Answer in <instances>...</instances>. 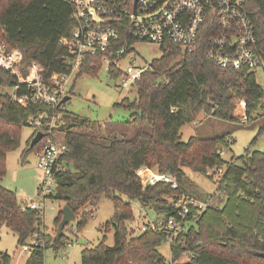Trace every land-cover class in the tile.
Returning <instances> with one entry per match:
<instances>
[{"label":"trees","instance_id":"obj_1","mask_svg":"<svg viewBox=\"0 0 264 264\" xmlns=\"http://www.w3.org/2000/svg\"><path fill=\"white\" fill-rule=\"evenodd\" d=\"M257 39L256 52L264 67V0H244ZM74 8L64 0H0V41L7 50L21 55L18 72L25 78L32 64L38 65L47 76L69 75L71 56L61 40L70 39L78 21ZM119 38L112 49L125 42L132 44L126 21L116 23ZM210 22L199 33L195 50L188 53L175 44L161 47V58L149 63L132 88L135 98L124 99L120 106L130 111L128 124L132 136L99 137L79 131L88 123L65 106L22 107L6 90L16 95L25 93L15 77L0 68V230L5 227L24 246L36 242L25 264H44V253L49 247L57 253L72 243L63 233L53 238L44 231L41 209H29L19 202L16 194L1 186L6 176V155L20 146L21 132L30 127V120L45 114L41 127L34 130L20 154V163L39 151L48 140L53 142L56 132L63 134L66 152L62 161L67 169L55 176L56 188L45 199L62 202L75 215L77 230L93 217L102 200H109L113 215L103 226L104 233H114V245L105 244L104 235L93 248L80 253V264H164L158 248L165 244L159 231L134 234L128 228L134 221L130 203L137 200L143 209L154 212L155 221L176 218L177 201L190 196L210 204L180 237L181 245L171 247L175 258L183 252L191 255L188 264H264L257 254L264 253V152H246L225 163L221 148L229 146L226 135L212 138L180 140L182 126L195 122L202 114L206 118L237 122L236 105L245 102L248 120L258 110L263 89L257 84L255 71L223 69L207 60L205 48ZM125 57V56H123ZM103 55L88 56L82 61L75 80L83 75L97 76ZM110 79L121 78L122 71L109 68ZM73 95L72 91L67 92ZM54 126L48 124L57 117ZM61 124V125H60ZM264 127L260 129V133ZM37 132L43 139L29 149ZM257 136V137H258ZM256 137V138H257ZM256 138L250 145L254 144ZM147 167L171 175L178 188L168 184L142 186L135 172ZM206 175L208 170H221L217 187L210 194L198 195L186 171ZM212 181L214 178L208 177ZM59 212L54 225L58 226ZM6 263L11 257L0 252Z\"/></svg>","mask_w":264,"mask_h":264},{"label":"built area","instance_id":"obj_2","mask_svg":"<svg viewBox=\"0 0 264 264\" xmlns=\"http://www.w3.org/2000/svg\"><path fill=\"white\" fill-rule=\"evenodd\" d=\"M74 8L73 18L78 21L70 39L61 40L72 57L69 75L52 74L47 76L38 65L32 64L27 76L22 78L18 72L21 55L17 51L7 50L0 41V68L15 77L18 85L24 86L25 93L16 95L13 99L22 107L42 105L60 107L67 95L65 85L67 79L74 72L77 73L82 61L88 56L103 55L101 67L117 68V64L134 52L136 42L165 47L166 43L175 44L182 50L192 53L197 45L199 33L210 22L211 35L207 38L205 57L215 65L229 70L255 71L262 67V62L256 52V35L250 15L244 8V0H64ZM264 11V8H263ZM126 21L127 31L132 44L127 42L119 49H112V43L119 38L116 23ZM125 56V57H123ZM148 65L138 67L134 63L122 71L121 88H131L140 79L141 74L148 69ZM239 108L245 111V102L241 101ZM45 114L30 120L29 126L34 130L41 127L40 120ZM53 117L48 127L54 126ZM247 116L243 113L242 122ZM66 152L63 142L56 143L48 140L39 151L33 153L37 167L42 172V179L38 188V195L45 199L56 188L55 176L64 172L67 165L61 159ZM141 185L168 184L171 189L178 188L176 180L169 174L159 173L147 167H141L135 172ZM221 174L216 171V176ZM209 176V173H207ZM210 202H203L190 196H182L176 203L179 209L176 218L166 221H151L137 227H130V232L142 234L147 231H159L166 238L169 256L164 264H188L191 255L183 252L177 259L171 252V247L181 245L180 237L187 233L188 226L204 212ZM29 209H39L36 203L26 204ZM32 245L22 246L23 253H31ZM66 257V256H64ZM0 264L6 263L0 255Z\"/></svg>","mask_w":264,"mask_h":264},{"label":"rangeland","instance_id":"obj_3","mask_svg":"<svg viewBox=\"0 0 264 264\" xmlns=\"http://www.w3.org/2000/svg\"><path fill=\"white\" fill-rule=\"evenodd\" d=\"M133 49V53L117 64L119 70L124 72L131 63L138 67H144L161 58L162 55V50L158 45L136 42ZM75 75V72L71 74L65 85L66 91L73 93L70 96V103L66 104V109L68 112L88 121L89 124L78 128L79 131L90 132L99 137L132 136L133 127L128 124L130 111L120 104L124 99L132 102L135 98V90L132 87L121 88V78L110 79L105 67H101L97 76L83 75L75 80ZM255 79L264 93L263 66L255 70ZM6 92L12 95L14 90H6ZM243 113L245 111L241 110L237 104L234 112L237 122L206 118L201 114L195 122L182 126L180 140L182 143H186L190 138H212L226 135L230 144L227 147H222L220 153L221 159L225 163L234 161L236 157L243 155L247 149L249 152H264V131L258 136L260 129L264 127V95L260 107L252 115L251 120L247 119L245 123L242 122ZM33 132L32 127H24L21 132L19 148L7 154L6 176L2 180L1 186L14 192L18 201L23 204L36 203L43 212L44 231L53 238L57 232L54 221L64 207L63 203L39 197L38 188L42 179V172L38 169L37 160L33 154L27 156L24 165L19 160L20 154L25 149L26 142ZM255 138L254 144L250 145ZM53 142H63V134L56 132L53 136ZM216 171L208 170L209 176L207 173L203 176L187 170L188 178L196 186L191 191L201 196L212 193L217 187L218 176H216ZM208 177L214 178V181ZM123 200L130 203L134 214V221L128 223L130 225L128 228L137 227L155 219L154 212L143 209L139 201H129L126 198ZM112 215V203L109 200H102L95 208L93 217L80 232L77 230L76 220L68 225L63 234L72 243L57 253L51 247L45 250L44 264H80L81 251L85 247H95L104 235L106 236L105 244L109 247L113 246V231L110 230L105 234L103 230V226L111 220ZM158 251L164 258H168L169 247L167 244H162ZM0 252H5L11 257V264H25L29 256L28 253L22 252V247L17 244L16 236L5 227L0 230Z\"/></svg>","mask_w":264,"mask_h":264},{"label":"water","instance_id":"obj_4","mask_svg":"<svg viewBox=\"0 0 264 264\" xmlns=\"http://www.w3.org/2000/svg\"><path fill=\"white\" fill-rule=\"evenodd\" d=\"M136 1L137 0H135V3ZM69 103H70V96H66L65 98L62 99L60 105H66ZM43 136L44 135L41 132H37L34 138L30 142L29 149H32L35 145H37L43 139ZM61 214H62V218L57 226V232H56L57 236H60L64 228L69 224H71L72 222H74L76 219L74 213L67 206H64L62 208ZM257 256L264 259V253H259L257 254Z\"/></svg>","mask_w":264,"mask_h":264},{"label":"crops","instance_id":"obj_5","mask_svg":"<svg viewBox=\"0 0 264 264\" xmlns=\"http://www.w3.org/2000/svg\"><path fill=\"white\" fill-rule=\"evenodd\" d=\"M6 160H7V155H6ZM7 254V253H6Z\"/></svg>","mask_w":264,"mask_h":264}]
</instances>
